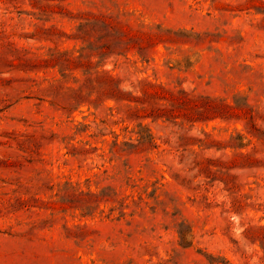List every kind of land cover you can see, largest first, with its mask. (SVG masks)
<instances>
[{
    "label": "rangeland",
    "instance_id": "374dc122",
    "mask_svg": "<svg viewBox=\"0 0 264 264\" xmlns=\"http://www.w3.org/2000/svg\"><path fill=\"white\" fill-rule=\"evenodd\" d=\"M0 264H264V0H0Z\"/></svg>",
    "mask_w": 264,
    "mask_h": 264
}]
</instances>
